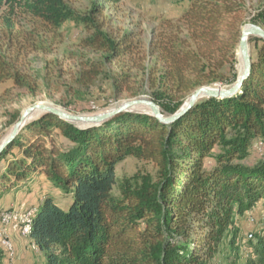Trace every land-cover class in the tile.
I'll use <instances>...</instances> for the list:
<instances>
[{
  "label": "trees",
  "instance_id": "obj_1",
  "mask_svg": "<svg viewBox=\"0 0 264 264\" xmlns=\"http://www.w3.org/2000/svg\"><path fill=\"white\" fill-rule=\"evenodd\" d=\"M3 10L51 31L82 27L81 48L98 58L81 67L77 86L104 79L130 99L149 89L164 116L196 90L238 79L242 0H192L179 19L161 24L148 50L132 31L107 32L101 3L82 14L67 0H0ZM252 40L262 46L241 91L201 99L170 125L129 112L94 127L51 114L25 125L0 154V194L43 177L68 197L65 206L49 195L35 206L30 237L44 264H209L235 213L264 200V154L247 163L255 144L264 149V41ZM9 80L29 88L0 55V83ZM129 157L153 164L155 174L119 182L117 167ZM253 249L247 264H264V240Z\"/></svg>",
  "mask_w": 264,
  "mask_h": 264
},
{
  "label": "rangeland",
  "instance_id": "obj_2",
  "mask_svg": "<svg viewBox=\"0 0 264 264\" xmlns=\"http://www.w3.org/2000/svg\"><path fill=\"white\" fill-rule=\"evenodd\" d=\"M96 2L105 6L104 17L98 18L107 32L117 36L132 31L145 50L149 49L161 24L179 19L192 6V0H67L68 6L82 14H89ZM242 3V30L256 22H260L264 30V0H242ZM87 36L82 27L72 22L51 31L30 16H11L7 10L0 11V55L6 57L29 85V88H20L13 80L0 83V146L23 113L38 104L73 115H96L133 100L153 101L149 89L134 99L123 94L116 96L111 83L104 79L90 89H80L75 79L81 67L98 58L97 54L81 48L80 42ZM249 44L251 57L255 59L262 42L252 40ZM112 68L116 69L115 66ZM237 72L239 75V55ZM215 87L226 88V85ZM134 110L141 111L139 114L148 113L142 107ZM42 115L35 113L27 124ZM18 116V121L10 125ZM263 154V145L255 144L247 163L256 164ZM155 172L153 164L129 157L118 165L117 178L121 182L136 174ZM21 186L19 192L12 190L0 194V258L2 264H44L42 254L26 232L27 218H33L35 206L43 196L53 197L61 206L67 205L68 197L55 190L43 177H36ZM4 215L10 218L2 221ZM259 239L264 240V200L243 214L235 213L232 228L209 264H247L254 257L253 248Z\"/></svg>",
  "mask_w": 264,
  "mask_h": 264
},
{
  "label": "water",
  "instance_id": "obj_3",
  "mask_svg": "<svg viewBox=\"0 0 264 264\" xmlns=\"http://www.w3.org/2000/svg\"><path fill=\"white\" fill-rule=\"evenodd\" d=\"M258 38L264 41V30L256 25H249L243 28L242 35L239 42L238 55L242 60V70L238 75L236 83L230 87H202L196 90L189 99L185 102L182 108L173 116H164L161 112L159 106H157L153 101L148 100H133L124 103L117 109L105 112L103 114L96 115H73L64 112L60 109L54 108L52 106L38 104L29 109H27L21 119L14 126L12 133L7 138V140L0 146V154L3 150L11 144L15 138L19 135L20 131L27 125V122L34 116L35 113L41 112L43 114H51L59 117L68 123L76 124L80 127H94L99 126L115 116L122 113H141V111L134 110L139 107H146L150 110L146 113L153 118L157 119L160 123L170 125L175 121L179 120L181 117L186 115L201 99L204 98H216V99H227L236 96L242 89L245 82L249 79L252 69V57L249 53V43L251 38ZM145 113V112H143Z\"/></svg>",
  "mask_w": 264,
  "mask_h": 264
},
{
  "label": "bare ground",
  "instance_id": "obj_4",
  "mask_svg": "<svg viewBox=\"0 0 264 264\" xmlns=\"http://www.w3.org/2000/svg\"><path fill=\"white\" fill-rule=\"evenodd\" d=\"M248 43H249V41H248ZM249 53L251 55V48H250V46H249ZM241 70H242V60H241V57L239 56V73H240ZM142 108L147 109L148 110L147 111L148 113L150 112V110L148 108H146V107H142ZM41 114H43V113H41ZM9 218L10 217L8 215H4L2 221H7ZM32 226H33V218L32 217H28L27 218V225H26V232L27 233H29V234L31 233Z\"/></svg>",
  "mask_w": 264,
  "mask_h": 264
},
{
  "label": "crops",
  "instance_id": "obj_5",
  "mask_svg": "<svg viewBox=\"0 0 264 264\" xmlns=\"http://www.w3.org/2000/svg\"><path fill=\"white\" fill-rule=\"evenodd\" d=\"M13 195V194H12ZM15 195L17 196L18 195V193H15Z\"/></svg>",
  "mask_w": 264,
  "mask_h": 264
}]
</instances>
